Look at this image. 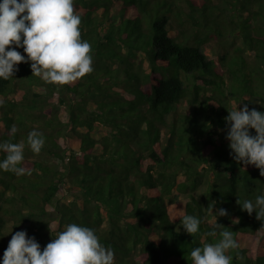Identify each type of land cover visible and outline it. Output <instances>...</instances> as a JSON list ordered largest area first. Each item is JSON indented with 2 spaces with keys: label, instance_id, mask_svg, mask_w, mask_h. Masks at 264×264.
Wrapping results in <instances>:
<instances>
[{
  "label": "trees",
  "instance_id": "16d2710c",
  "mask_svg": "<svg viewBox=\"0 0 264 264\" xmlns=\"http://www.w3.org/2000/svg\"><path fill=\"white\" fill-rule=\"evenodd\" d=\"M74 8L93 72L51 84L28 61L0 78V143H24L20 166L31 173L0 169V264L16 231L42 251L72 223L93 229L115 264H193L191 251L225 230L239 245L226 253L231 264H264V221L237 203L264 195V176L233 159L225 120L234 98L264 111L254 103L264 99V0H74ZM235 35L244 45L231 54L201 47ZM244 49L256 61L249 68ZM183 98L191 112L170 119ZM32 130L45 140L39 154L27 144ZM220 208L228 215L216 216ZM184 215L200 219L197 234L184 230Z\"/></svg>",
  "mask_w": 264,
  "mask_h": 264
},
{
  "label": "clouds",
  "instance_id": "9594fccd",
  "mask_svg": "<svg viewBox=\"0 0 264 264\" xmlns=\"http://www.w3.org/2000/svg\"><path fill=\"white\" fill-rule=\"evenodd\" d=\"M82 19L76 13L74 0H0V78L9 80L18 70L20 63L31 61L32 75L44 82L67 85L94 71L91 44L82 39ZM15 45V47H10ZM22 47L27 57L16 48ZM0 100V106L3 105ZM225 120L229 124L227 139L234 153L233 159L244 165H254L264 176V112L249 110L245 104L229 111ZM255 129V135L250 133ZM18 131L13 125L11 135ZM43 134L32 130L27 144L33 153L39 154L44 146ZM24 143L5 141L0 151L6 158L0 161V169L17 176L31 174L22 167ZM242 210L249 215L256 212V219L264 221V195L256 197L255 203L244 200ZM210 211L212 207L210 206ZM220 208L216 216H227ZM238 223V218L234 220ZM184 230L195 235L200 231L201 221L193 215L181 218ZM208 236H216L210 231ZM215 243L195 247L191 253L193 264H231L228 250L238 248L230 231H221ZM2 264H115V253L106 248L95 231L89 227L68 224L41 251L34 237L26 231H16L4 251Z\"/></svg>",
  "mask_w": 264,
  "mask_h": 264
},
{
  "label": "rangeland",
  "instance_id": "374dc122",
  "mask_svg": "<svg viewBox=\"0 0 264 264\" xmlns=\"http://www.w3.org/2000/svg\"><path fill=\"white\" fill-rule=\"evenodd\" d=\"M185 9L187 10L186 6H185ZM248 13L249 12L247 10L242 11L243 15H248ZM170 34L175 35V34H177V31L171 30ZM243 45H244L243 37L240 35H235V37L234 36H227V37L225 36L224 38L223 37L222 38H212V39L206 40L201 45V47H202L203 51L209 57H213V56L216 57L217 55L220 56L222 54H231L234 52V47L243 46ZM244 50H245L244 57L247 60V67L249 68V66H252L253 63H255L256 61L253 59V56L246 49H244ZM216 68H217V70L222 72L224 80L228 81L229 78L227 77V71L225 70V67H222V69H221V65L216 64ZM261 68L264 69V62L261 63ZM259 73H261L264 76V71H262V72L259 71ZM260 90H261V88H260ZM251 100H254V99H251ZM254 103L258 109L263 108V110H264V107H263L264 106V99H261V98L255 99ZM230 104H231V108L228 110V113H229V111L235 109L236 107L242 108L244 106L243 103L240 102V100H236L235 98L230 101ZM191 109H192V106L190 103V99L189 98H183L177 104V109L174 112V115L170 116V119H172L175 115H178V114L190 113ZM162 131H163L162 132V138H163L166 134L165 133L166 128H163ZM52 161L56 162V160H54V159ZM204 191H205V184L200 186L194 194H195V196L199 197L203 194ZM177 195H178V197H177L178 201H183V200L187 199L186 196L179 195V194H177ZM168 211L171 214V204H169V203H168ZM208 222L212 223L213 219H209ZM104 227H108V224L104 223ZM133 256H134V258L138 259V251L135 250V252L133 253Z\"/></svg>",
  "mask_w": 264,
  "mask_h": 264
}]
</instances>
